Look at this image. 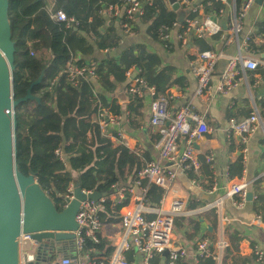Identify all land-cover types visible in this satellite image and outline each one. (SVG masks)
I'll return each mask as SVG.
<instances>
[{
	"label": "trees",
	"instance_id": "16d2710c",
	"mask_svg": "<svg viewBox=\"0 0 264 264\" xmlns=\"http://www.w3.org/2000/svg\"><path fill=\"white\" fill-rule=\"evenodd\" d=\"M9 1L12 40L16 45L15 100L27 97L30 86L45 71L42 84L32 91L33 96L39 98L41 103L28 102L15 112L18 120L19 170L25 176L34 174L39 187L58 211L62 212L67 189L75 180L80 181L84 191L104 194L110 192L111 186L120 184V179L126 173L136 176L151 162L143 163L125 147L118 146L116 140L102 133L94 118L97 117L98 120L104 109H109L115 116L121 112L117 105L108 104V99L97 93L98 89L101 93L113 94L117 85L125 83V73L135 67L148 86L156 90L157 98L169 102L167 92L179 85V81L175 69L164 67L161 56L143 45L130 47L119 58L89 61L96 52L120 49L121 30L123 32V26L129 25V21L124 18V13L118 17L114 15L110 22L115 25L108 26L104 14L113 7L123 8L124 11L125 0H54V11H62L78 24L71 29L50 19L49 6L45 0ZM242 1L237 0L238 9ZM208 3L211 2L202 4L206 7V14L225 8L221 3H212L211 7H207ZM142 11L141 17L132 23L135 35L140 33L136 25L139 22V25L149 27L148 37L153 43H172V40L162 39L166 30L172 34L174 26L178 25L176 14L169 10L168 0L144 2ZM118 23L119 30L116 28ZM256 29L253 36L249 35L248 48L251 53L260 56L264 55V22L257 24ZM260 40L263 43H258ZM197 42L201 45L202 52L211 50L206 40L198 39ZM178 44L183 47L181 43ZM73 56L82 67L95 65L98 80L92 82L88 78L75 88L64 75L49 92L52 81L65 70ZM143 101L144 99L131 100V112H134L133 108H142ZM132 120L134 119H131V123ZM58 150L65 153V163L57 159L55 153ZM240 164L241 159L238 168ZM202 168L207 167L203 164ZM144 186L146 187L145 184ZM263 186L264 181H256L252 192L257 199L254 207L256 217L264 225ZM165 196V191L161 189H150L144 197V204L158 208ZM127 205V202L118 204L108 200L101 216L103 225H119L120 212ZM150 218L155 219L152 216ZM200 218L205 217L198 215L175 218L174 228L179 229L175 230V237L181 241H184L181 238H187V242L196 243L205 240L206 238H198ZM223 234L227 248L219 254L216 251L217 241L213 242V255L202 260L201 264H258L256 256L242 257L240 254V245L245 239L243 233L227 226ZM83 238L84 244L80 252L82 257L91 253L109 255L113 252V247L104 238H100L98 244L85 239L84 235ZM126 257L133 259V253ZM153 264H162V259H155ZM178 264H191V261L181 260Z\"/></svg>",
	"mask_w": 264,
	"mask_h": 264
},
{
	"label": "built area",
	"instance_id": "2783aa9c",
	"mask_svg": "<svg viewBox=\"0 0 264 264\" xmlns=\"http://www.w3.org/2000/svg\"><path fill=\"white\" fill-rule=\"evenodd\" d=\"M154 1L156 0H125L123 15L129 21V25L123 26L125 35L135 36L132 23H135L138 16L142 14L143 3ZM177 1L181 8L189 11L187 15L189 17L186 18L184 25L174 26L172 34H169L166 30L165 35L162 37L164 41L172 40L173 34L178 31V42L183 47H187V43L191 39H205L223 34L227 37L226 48L234 47L237 50L236 55L232 57L223 53L217 54L206 51L200 53L191 61L190 70L197 79L196 98L213 99L228 95L238 87L241 75L245 72L261 70L264 73V61H261L260 56H255L249 51V36H243V22L259 0H245L239 9L234 4L235 0L231 3H229V0H211L207 7H211L212 3H221L225 8L216 13L203 16L200 0ZM262 1L264 3V0ZM48 13L54 23L64 24L68 29L78 26L74 19L68 18L62 11H54V2L53 7L48 8ZM104 15L109 18L114 15L118 17L119 12L116 7H113L107 10ZM223 25L227 27L226 31H224ZM223 59L227 61L226 68L218 86L213 88L211 84L213 73L218 62ZM96 70L95 65L86 67L78 65L73 56L65 70L52 81L48 91L51 92L52 86L64 75L67 76L70 85L75 88L79 87L80 83L88 78L96 81L98 80ZM122 86L129 99H145L148 97L150 100L149 125L152 128L162 129V137L157 146L159 151L158 160L150 162L144 170L138 173L134 178L133 188L132 186L121 188L114 186L111 187L106 198H102L98 202L87 201L82 203L76 217V223L80 229L73 234L74 247L78 253L82 251V245L84 244L83 235L85 239H90L95 244L99 243L98 235L105 227L101 216L105 211L108 200L121 204L126 201L128 195L135 196L136 190L139 189L142 193L140 202L132 207L126 206L121 211L119 225L123 231V237L119 249L107 257L91 253L86 261L85 257L81 256L74 264H153V261L157 258L162 259V264H178L179 261L186 259L190 260L191 264H201L202 260L213 255L211 243L205 239L198 243L191 242L188 246L176 239L174 221L175 218L183 216L188 197L179 194V192H174V185L180 176L187 177L192 184L197 185L192 175L199 171L201 163L197 159L195 145L204 139L205 135L210 134L211 129L203 117L194 114L190 106L182 107L174 114L170 113L168 101L157 98L156 90L148 86L135 67L125 73V83ZM97 121L105 136L116 140L117 143H123L125 139L123 127L130 123L128 115L115 116L104 109ZM260 126L264 130L263 120L257 113L245 118L243 121L231 119L226 129L228 136L238 135L241 139L240 173L230 183L224 195V200L235 201L234 206L238 210L247 205V195L257 181H252L249 177L248 166L250 145ZM55 155L60 162L65 163L67 161V157L62 150H58ZM213 161V155H209L206 159L209 165H212ZM150 189H161L165 191L166 195L170 194L169 210H160L155 214L150 213L153 210L144 204V197ZM74 190L73 184H71L67 189V196L64 198L66 203L63 210L74 199ZM215 191L216 189H213L209 193ZM83 193L88 196L93 192L83 190ZM254 202H257L255 196ZM222 205L223 201L217 204V209H221ZM148 215H154L155 219L147 218ZM221 222L223 223V220ZM252 225L264 229V225L257 217L253 218ZM33 247L36 246L30 236H23L20 244L21 264H29L24 258ZM226 248L227 243L223 239L216 245V251L219 254H222ZM130 252L135 254L136 258L133 261L126 257V254ZM165 253H169V255L164 260ZM253 255L256 256L258 264H264V249L262 247L255 246Z\"/></svg>",
	"mask_w": 264,
	"mask_h": 264
},
{
	"label": "crops",
	"instance_id": "0c3cea01",
	"mask_svg": "<svg viewBox=\"0 0 264 264\" xmlns=\"http://www.w3.org/2000/svg\"><path fill=\"white\" fill-rule=\"evenodd\" d=\"M53 1L54 0H45L49 9L53 7ZM209 1L211 0H200L202 16L206 15V7L202 4ZM244 1L245 0L242 1V5ZM231 2H233V0H229V3ZM234 4L237 8V0L234 1ZM168 7L169 10L173 12L169 0ZM116 10L119 12V15L124 13L123 8L116 7ZM141 15L137 19H139ZM110 19L111 18L106 17L108 26H114L115 24L110 22ZM261 22H264V6L260 7L256 4L243 22V36H253L257 31V24ZM136 25L139 27L140 33L136 34L134 37H125V34L121 30L122 41L119 50L102 53L96 52L89 58V61H102L106 60L108 57L119 58L122 53L130 47L143 45L148 47L153 53L161 56L164 67H173L175 69L179 85L167 92L166 97L170 102H168L169 112L174 114L180 108L190 106L194 114L198 117H203L208 127L211 129V133L205 135L204 139L197 142L195 145L196 156L201 163L199 171L192 175L197 185L192 184L187 177L183 176H180L174 185V192H179V194L188 197V202L182 217L186 218L204 215L205 218H200L201 226L199 232L200 236H198V238H206L211 245L215 241H217L216 245L222 239L225 241L223 234L225 227L232 226L236 228L243 233L245 238L240 245L241 256L253 257V248L255 246L258 245L264 249L263 229H261L262 227H254L252 225L253 218L256 217L254 207H256L257 202L247 203L243 209L238 210L234 206L235 201L230 199L224 200L225 190L240 173L238 163L240 162L241 150L240 137L238 135L228 136L226 129L231 119L243 121L245 118L257 113L263 120L264 125V73H262L261 70L256 72H245V74L241 75V81L238 87L228 95L213 99L196 98L197 79L190 70V63L202 53V47L197 42L198 39H191L187 43V47H181L178 44V31H176L172 36V43L169 45L163 43L159 45L153 43L148 37V26H141L139 22H137ZM116 28L117 30L120 29L119 23ZM203 40H206L211 47L210 51L214 53H223L229 57L235 56L237 53L234 47L229 49L226 48V35L222 34L217 37H210ZM258 43H263V41L260 40ZM167 47H169L168 50ZM71 50L73 49L71 48ZM260 59L264 61L263 55H260ZM226 65L227 61L225 59L218 62L211 82L213 88L218 86ZM123 88L122 85H117L113 94L101 93L100 89L97 91L99 95H103L108 99V104H115L119 107L121 112L120 115L129 116V125L126 124L123 127L125 139L122 144L117 143V145L125 147L143 163H145V161L147 163L156 161L159 156L157 146L162 137V129L152 128L149 125L150 100L148 97L145 98L142 108H133L134 112H131V100L128 98ZM107 110L109 111V109ZM136 115H139V117H136ZM94 119L97 121V117ZM131 119H134L132 123ZM209 155H213L214 158L212 165L206 162ZM203 164L207 168H202ZM248 172L252 181H264V130L262 126L259 127L250 145ZM136 176L126 173L120 179V184L111 187L116 186L117 188H121L123 186H132L133 188V181ZM213 189H216V191L210 194L209 192ZM252 191L253 187L251 188V193H253ZM141 196L142 193L139 189L136 190L135 196L128 195L125 201L128 203L127 206L132 207L140 202L142 200ZM221 201H223L222 208L217 209L216 206ZM170 202L171 196L168 194L165 196L160 207L155 209L149 207L153 210L150 211V213L155 214V212L160 210H169ZM150 216L155 217L154 215H148L147 218L150 219ZM222 220L223 223L221 222ZM122 237L123 231L120 225L105 226L102 232L99 233L98 240L100 242V238H104L113 247V252L109 255H99L107 257L114 254L120 247ZM181 239L184 241L177 240L182 244L190 245L191 242H187V238ZM66 251L68 252L62 255L54 253L43 256L40 252L38 254L37 247H33L28 251L24 259H26L29 264H74L78 260V257H81V254L75 250L74 245L73 250L70 248V250ZM87 257L88 256H85V261L88 260ZM135 258V254L133 253V259L129 260L133 261ZM140 260L139 258V261Z\"/></svg>",
	"mask_w": 264,
	"mask_h": 264
},
{
	"label": "water",
	"instance_id": "95a60500",
	"mask_svg": "<svg viewBox=\"0 0 264 264\" xmlns=\"http://www.w3.org/2000/svg\"><path fill=\"white\" fill-rule=\"evenodd\" d=\"M169 2L177 16V23L184 25L188 12L181 9L177 0ZM256 4L260 7L264 5L262 0ZM9 14L10 1L0 0V264H21L20 244L23 236H30L38 254L40 252L43 256L54 253L62 255L68 252L66 250L73 249V234L80 229L76 217L82 203L98 202L108 193L93 192L87 196L80 181L75 180L74 199L65 210L59 212L37 184L34 174L25 176L20 172L15 112L28 102L41 103L32 91L42 84L45 71L30 86L27 97L15 100L16 45L12 40ZM223 28L227 30L224 25ZM246 200L253 203V193H248ZM168 255L164 254V260Z\"/></svg>",
	"mask_w": 264,
	"mask_h": 264
},
{
	"label": "rangeland",
	"instance_id": "374dc122",
	"mask_svg": "<svg viewBox=\"0 0 264 264\" xmlns=\"http://www.w3.org/2000/svg\"><path fill=\"white\" fill-rule=\"evenodd\" d=\"M47 3V2H46ZM136 22V21H135ZM125 37H130V36H128V35H125ZM175 230L177 231V230H179L177 227L175 228ZM175 235V234H174Z\"/></svg>",
	"mask_w": 264,
	"mask_h": 264
}]
</instances>
